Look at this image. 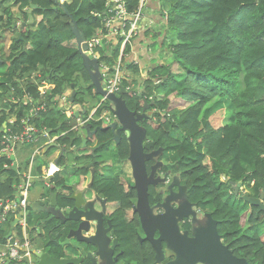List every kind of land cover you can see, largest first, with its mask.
<instances>
[{"label": "trees", "instance_id": "16d2710c", "mask_svg": "<svg viewBox=\"0 0 264 264\" xmlns=\"http://www.w3.org/2000/svg\"><path fill=\"white\" fill-rule=\"evenodd\" d=\"M60 1L88 40L104 27L105 0ZM85 2L87 6L83 7ZM160 2L168 11L167 34L161 46L172 52L174 60L146 69L123 59V65L133 73H143L139 79L124 80L123 85L141 84L142 93H148L149 98L153 85L162 87L154 106L158 122L165 118V129L168 123L175 129L172 142L176 160L182 167L188 162L193 183L203 188L207 201L223 218L224 233L232 234L228 240L235 252L252 258L253 264H264V230L259 231L264 227V211L236 195L234 189L241 181L242 186H249L250 195L260 197L264 191V0ZM31 3L39 7L32 12L33 22L21 31L23 39L18 35L12 39L3 60L10 73L0 83V89L9 94L14 88L19 96L30 94L34 103H40L41 78L33 74L41 69L48 77L45 101L49 108L31 122L40 131L46 127L53 130L51 135H56L71 125L61 122V111L52 108L54 99L74 84L77 96L73 104L89 112L92 107H86L91 105L87 94L91 98L100 95L92 83L84 90V83L91 80L78 52L72 19L63 9H55L54 0H0L1 29H12L19 19L28 22ZM127 3L129 11H133L140 0ZM169 30L175 32V39L169 36ZM126 51L130 52L129 46ZM118 56L116 47L112 57L103 54L102 59L114 64ZM156 69L161 71L159 75L154 74ZM5 95L0 92V108L7 107L2 102ZM29 109L30 106L21 105L15 112V131L21 130V119ZM5 125L9 126L6 111L0 110L1 131ZM38 135L33 145L46 141L42 132ZM58 141L64 143V137ZM37 155L27 165L32 162L34 173L40 174L44 164L34 162ZM10 162L11 158L0 160V197H15L21 182L20 165L19 171L3 166Z\"/></svg>", "mask_w": 264, "mask_h": 264}, {"label": "flooded vegetation", "instance_id": "af4514ba", "mask_svg": "<svg viewBox=\"0 0 264 264\" xmlns=\"http://www.w3.org/2000/svg\"><path fill=\"white\" fill-rule=\"evenodd\" d=\"M5 57L6 54H0L2 62ZM141 72H132V75L140 78ZM85 83L83 87L87 91L91 82L87 86ZM126 88L128 92L122 97L129 110L136 113L126 116L125 123L140 128L134 129V145L131 143L132 131L122 129L120 120L111 111V104L103 97L91 98L87 94V100L94 106L89 111L93 110L92 117L84 124H91L92 133L80 153L74 154V158L73 154L66 153L70 158L68 163L62 160L58 164L54 181L55 191L60 194L59 201H64L67 185L75 187V196L79 200H99L97 207L105 211L104 223L112 242L110 246L116 244L114 255L119 254V259L125 260H117L119 264H213V256H218V239L234 256L253 264L252 258L235 252L232 241L228 240L232 234L224 233L223 218L214 204L207 201L203 188L193 183L188 162L182 167L176 160L172 142L175 129L169 123L165 129V118L158 122L154 106L158 93L153 90L149 98L148 93L144 95L143 88L134 82ZM76 118L74 114L68 123L76 126ZM82 132L86 138L85 130ZM133 149H136L135 153ZM90 208L91 214L94 212L92 203L88 210ZM81 210L76 207L72 216L80 217ZM36 215L34 230H38V236L43 235L45 250L65 255L57 246L55 251L50 249L56 241H65L64 236L58 235L61 227L55 229L57 222L44 223L48 214ZM39 222L42 224L37 228ZM78 224L73 223L74 227ZM90 224L93 225L90 222L81 225L89 228ZM83 234L89 236L93 232L88 230ZM99 242L103 245L102 239ZM70 244L90 248L78 242L76 237L70 239ZM108 258L112 261L113 256L108 253ZM78 264H91L88 255Z\"/></svg>", "mask_w": 264, "mask_h": 264}, {"label": "built area", "instance_id": "2783aa9c", "mask_svg": "<svg viewBox=\"0 0 264 264\" xmlns=\"http://www.w3.org/2000/svg\"><path fill=\"white\" fill-rule=\"evenodd\" d=\"M144 7L145 0H140L139 5L133 11H129L127 0H105L104 27L97 30V35L88 40V52L95 58H99L102 55L101 52L96 50L97 46L102 48V53L105 52L107 54H111L113 48L119 47V60L115 67L116 73L113 76H107L106 88L109 91H117L119 89V84L122 80L120 70L122 69L123 59L139 64L138 59L134 56V45L143 28L141 24L145 20ZM93 14L99 15L98 12ZM128 46L130 47V52L126 51ZM103 67L109 70L105 64ZM34 75L36 78L41 77L38 73ZM7 76L8 73H0V83L5 82ZM46 83L47 80H43L41 84L40 103H34V99L30 94L19 96L14 88L9 94L0 89V92L6 94L2 97V102L7 104L6 108H0V110L6 111L9 122V126H4V132L0 130V160L3 157L11 158L15 155L16 147L19 145L34 144L37 141L39 132H42L43 136L49 137V129L44 127L40 131L31 122L35 116H41L42 113L48 112L49 107L45 101L48 94ZM43 84L46 85L44 86ZM66 100L69 101L67 93H64L57 100L54 99L52 101V108L56 111L60 110ZM21 105H28L30 109L21 119V130L15 131L14 128L18 127L15 122L17 118L15 112L18 111ZM73 113L71 112V115ZM92 115L93 113L80 123H85ZM41 149L42 146L38 147L36 154H40ZM3 166L11 168L14 166V161L11 160L10 163H4ZM17 167L19 168V164ZM58 170L59 166L52 161L42 166L40 174H35L33 163L31 162L28 170L20 174L21 182L17 185V195L15 197H0V264H34L33 246L28 236V199L31 180L35 178L38 180L44 179L46 184H49L47 179L53 178ZM15 220L17 221L14 223Z\"/></svg>", "mask_w": 264, "mask_h": 264}, {"label": "water", "instance_id": "95a60500", "mask_svg": "<svg viewBox=\"0 0 264 264\" xmlns=\"http://www.w3.org/2000/svg\"><path fill=\"white\" fill-rule=\"evenodd\" d=\"M56 7V10L63 9L67 15L72 19V29L76 38V42L78 45V52L80 56L82 57L84 67L87 69L91 83L94 85L95 93L103 97V99H106L111 104V111L118 117L122 124V129H129V132L131 133V143L132 146L134 145L133 142V132L134 129H140L139 127H132L127 125L125 123V117L130 116L132 113L129 108L127 107L126 101L123 99L122 94L125 92H128L127 88L124 86H121L118 93L111 92L107 90L104 86V75L101 70V64L98 58L93 57L92 54L88 52V39L85 36V34L80 30L79 25L77 21L73 18V15L68 12L63 2L59 0H54ZM39 6L37 4H30V7L28 8L29 13V23L33 22V15L32 12L34 9H37ZM21 38V35H20ZM73 89L71 91V94L69 95V99L72 102H75V96H76V89L75 85H72ZM83 113V112H82ZM80 112L76 113V116L79 117ZM69 118H66L65 121H67ZM81 124L77 127H72L68 129L63 137L65 142L61 145L60 143H53L48 144L45 147L44 153H47L49 150L56 148L58 150V154L56 156V159L54 161L55 164H59L60 161L64 160L66 163L70 160V158L66 155V153L73 154V156L76 155V153L83 149L87 145L88 137L92 133V126L91 124ZM142 129V128H141ZM82 130H85L86 138L83 137L84 133ZM79 142L80 145L76 146V143ZM141 145V143H140ZM133 153L136 152V149L132 150ZM56 153V152H54ZM75 154V155H74ZM12 160H15V156H12ZM14 170H17V163L15 162L13 166ZM49 184H47V187H49V193L47 196H40L38 198H34L31 200L28 204L29 207V213L37 216L36 214L40 215L42 214H48L49 218L45 219L44 223H55L57 222V227L55 229H58L61 227V230L59 231V237H65V241L62 243H59V241L55 242L54 248L51 247L50 249H53L55 251L56 246L61 250V252H65V255H56L52 253L51 251H46V245L44 242L43 235H39V240H42V245L40 248L34 247L33 248V254H34V264H78L79 261H82L83 258L88 255L89 260L91 261V264H119L121 261L124 262L125 260L119 259V254H115V247L117 246L114 244L113 246H110V243H112L109 240L108 236V230L106 229L104 220H105V211L100 210L97 207V203L99 202L98 199L87 201L84 199L79 200L75 196V187L71 185H67L65 189V196L64 201H59L60 194L55 191L56 185L54 184V181L50 178ZM43 182H46V180H42ZM242 182H238L235 185V194L240 195L243 200L248 202L250 205H256L261 208V210L264 211V191L261 193L260 197H255L253 195H250L249 193H245L241 190ZM81 201V204H80ZM93 204V213L90 214L92 209L90 208L88 210V206ZM78 207V209H82V215L80 217H73V211L75 208ZM210 216V214H208ZM81 218L83 219L81 221ZM17 220L14 221V223ZM77 227H74L73 223H78ZM83 222H90L93 225L90 224L89 228H82ZM42 224L39 222L37 224V228ZM213 228L215 230V225L213 223ZM92 231L93 234H90L89 236H85L83 234V231ZM76 232V235L74 234ZM78 234H81L82 236L79 237ZM76 237L77 241L80 243L85 244L86 246H89V250L86 249L83 245L80 244H70V239ZM103 240V245H100L99 240ZM217 248H218V256H213L212 263L213 264H248L246 259L244 258H238L234 256L231 251L228 250L226 246H224L220 239L217 241ZM74 250H77L79 254H75ZM93 250V251H92ZM108 253L113 256L112 261L108 258ZM117 260H120L117 261ZM119 262V263H118ZM26 264V263H23Z\"/></svg>", "mask_w": 264, "mask_h": 264}, {"label": "rangeland", "instance_id": "374dc122", "mask_svg": "<svg viewBox=\"0 0 264 264\" xmlns=\"http://www.w3.org/2000/svg\"><path fill=\"white\" fill-rule=\"evenodd\" d=\"M155 2V10L160 11L163 7L162 3L159 0H154ZM87 3L85 2L83 7H86ZM16 25V23L14 24ZM156 31H161L162 33L166 32L165 28L162 24L154 26L149 32L148 34L152 36L153 40H155V35L154 33ZM169 36L172 39H175L176 35L174 31H168ZM17 35V31L13 30V29H8V30H0V54L4 55L7 53L8 48H9V43L8 41L11 40L12 38H14ZM29 45H31V43H29ZM151 48V52L155 53L158 57L156 59L153 60L154 63L157 64V66L159 67L160 65H166L168 63H171L174 60L173 54L171 51H166L162 46H160L159 43H154L152 46H150ZM96 50L102 53V49L101 47L97 46ZM107 63L109 65H112L113 62L109 59L106 60ZM104 59L101 60V62L105 63ZM1 69H4V66H1ZM157 71L154 72L155 75H159L161 73V71H158L159 69H156ZM114 71V70H113ZM113 71H111V74L113 73ZM128 74L132 73L131 69L127 70ZM38 74H42L43 71L40 69L37 72ZM46 75H48V72H45ZM135 78V77H133ZM136 78H138L136 76ZM135 78V79H136ZM44 86L46 84H43ZM89 85V82L85 83V86ZM140 86H142L141 84H139ZM154 87L152 88L155 92L159 93L162 91V87L161 86H157V85H153ZM77 91H78V95H79V86L77 87ZM70 92V91H69ZM70 94V93H68ZM77 96V95H76ZM80 97V96H78ZM88 98V96H87ZM94 105H88L86 104V107L88 109H90L91 107H93ZM78 106H76L75 104H72L69 101H64L63 102V106L60 108L61 111V122H63L67 117H69L71 115V112L73 110H75ZM49 137H46L45 140H48ZM39 143H41V141H39ZM38 146V143H36L35 145H29V146H17L16 150H15V154L17 157V160L19 162V165L21 166V171H27L29 168V165H27L30 161V159L32 158V156L35 154L36 148ZM81 151H79L78 153H80ZM71 155V154H70ZM73 158L74 156L71 155ZM56 156L54 153L49 152L46 153L44 155H37V157L34 159L35 163H42V164H47L50 161H55ZM49 181V180H47ZM48 189L49 187H47V184L44 182H41L40 180H38L37 178L32 179L31 180V186L29 188V201L33 200L34 198H38L41 195L42 196H47L48 195ZM242 189L245 192H248L250 190L249 186L245 185L242 186ZM30 217L32 218V221L29 223V230H28V236L30 241L32 242V246L33 247H38L42 245V240L38 238V230H34L35 227V215H30ZM7 226V225H6ZM264 230V227H261L259 229L260 232H262ZM35 258L33 256V262H34Z\"/></svg>", "mask_w": 264, "mask_h": 264}, {"label": "clouds", "instance_id": "9594fccd", "mask_svg": "<svg viewBox=\"0 0 264 264\" xmlns=\"http://www.w3.org/2000/svg\"><path fill=\"white\" fill-rule=\"evenodd\" d=\"M60 1V0H59ZM62 2V1H61ZM145 2H146V0H145ZM56 7V6H55ZM161 11H162V25L164 26V28H165V25H166V22H167V16H168V11H167V7L165 6L164 8H162L161 9ZM144 16H145V7H144ZM34 20V19H33ZM29 24H31V23H29V21L28 22H23V21H21L20 19H19V21L18 22H16V25H13V30H16L17 31V35L19 36V39H23V36H22V34H21V31L22 30H24V27L25 28H27L28 26H29ZM1 28V27H0ZM3 30H8V29H2V31ZM143 31H145L143 28L141 29V31H140V34H139V36H138V38H137V40L140 38V36H141V33L143 32ZM148 31V30H147ZM166 31V30H165ZM166 32H164V33H162V36H163V39L165 38V36H166ZM20 35H21V38H20ZM13 39V38H12ZM162 39V40H163ZM137 40L135 41V44H136V42H137ZM162 40L160 41V45H162ZM10 44H11V40H10V42H9V46H10ZM31 45H29V47H30ZM135 46V45H134ZM116 48V47H115ZM115 48H113V50L115 49ZM102 49V48H101ZM166 49V48H165ZM113 50H112V52H113ZM167 51V50H166ZM112 52H111V54H107V53H105V52H103V53H101L102 55H101V57H99L98 59H99V61H100V64H101V70H102V72H103V75H104V78H105V81H104V86H105V88H106V82H107V76H113L115 73H116V70H115V67H116V64H117V62H118V60H119V56H118V59H117V61L114 63V64H112V65H109L108 63H107V61H105V59H104V61H105V63H103V62H101V60H102V58H103V54H105L106 56H109V58L110 57H112ZM137 59H138V57H136ZM0 61H1V59H0ZM138 61H139V59H138ZM127 62V61H126ZM2 65H0V67L1 66H5L6 67V70L3 72V74H5V73H8V75H9V73H10V68L8 67V65H6L5 63H4V61L2 62H0ZM106 65L108 68H109V70H107V69H105L104 67H103V65ZM153 65H155V66H152V65H150V66H152V67H156V63H154L153 62ZM139 66L141 67V68H148V67H150L148 64H146V67L144 66V65H142L141 63H140V61H139ZM114 70V71H113ZM127 70H128V68L127 67H125L124 65H123V62H122V69L120 70V73L122 74V80H121V83L119 84V89L117 90V91H111V92H115V93H118L119 92V90H120V88H121V84H122V86H124L123 85V82H124V80H129L130 78L131 79H135L136 77L134 76V75H132V73L131 74H128V72H127ZM111 71H113V73L111 74ZM36 73V72H35ZM41 75V83L40 84H42V82H43V80H47V83H48V77L47 76H44L43 74H40ZM133 77H135V78H133ZM138 77V76H137ZM138 79H139V77H138ZM136 80V79H135ZM157 83L158 82H160L159 81V79H156L155 80ZM129 85H130V82H129ZM125 88H126V86H124ZM76 88V87H75ZM73 89V88H72ZM72 89H70V90H68L66 93H67V97H68V100H69V102H71L72 104L74 103V102H72V101H70V99H69V95L71 94V91H72ZM107 89V88H106ZM108 90V89H107ZM70 91V92H69ZM68 93H70V94H68ZM101 97V96H100ZM76 106H78L75 110H73L72 112H74L72 115H70L69 117H67V118H70V117H72L73 118V115L74 114H76V113H78V112H80V115H79V117H77L76 119L78 120V123H77V125H76V127L78 126V125H81V124H84V123H80V122H82V120H85L91 113H92V111L91 112H87V110H85L81 105H78V104H76ZM83 112V113H82ZM81 119V120H80ZM69 120L70 119H68L67 121L69 122ZM61 126V124L59 125V127ZM72 127H75V126H71L70 128H72ZM58 129V128H57ZM57 129H56V131H57ZM49 131H50V135H49V139L48 140H46L45 142H42L38 147H40V146H42V149H41V153L39 154V155H44V154H46V153H44V150H45V147L48 145V144H53V143H60L59 141H57L56 142V139L58 138V137H60V139H62V137H63V135H64V133L67 131V130H65V131H61L60 133H57L56 135H51V133L53 132V130L52 129H49ZM41 136H43V135H41ZM44 138H46V136H43ZM54 138H56L55 140H53ZM61 145L63 144V143H60ZM37 147V148H38ZM37 148H36V150H37ZM49 152H52V153H54V152H56V153H54L55 154V156H57V154H58V150H56V148H54V149H51V150H49L47 153H49ZM35 155H37L36 154V151H35V154L32 156V158H34V156ZM15 156V160H13L14 161V164H15V162L17 163V165L19 164V162L17 161V159H16V154L14 155ZM11 160H12V157H11ZM50 162H52V161H50ZM54 162V161H53ZM49 163V162H48ZM47 163V164H48ZM47 164H45V165H47ZM58 165V164H57ZM17 171H19V168L17 167ZM55 177V176H54ZM54 177L53 178H51L52 180H54ZM41 182H43L41 179H39ZM50 181H48V183H49ZM44 183H46V182H44ZM55 184V183H54ZM241 190L243 191V192H245L242 188H241ZM249 192V191H248ZM247 192V193H248ZM246 193V192H245ZM29 199H28V204H29ZM28 211H29V207H28ZM30 215H32V214H30L29 213V219L31 218L30 217ZM34 248V247H33ZM33 256H34V254H33Z\"/></svg>", "mask_w": 264, "mask_h": 264}, {"label": "crops", "instance_id": "0c3cea01", "mask_svg": "<svg viewBox=\"0 0 264 264\" xmlns=\"http://www.w3.org/2000/svg\"><path fill=\"white\" fill-rule=\"evenodd\" d=\"M161 23H162V11L161 10L160 11L155 10L154 0H146V2H145V20L141 24L145 31H143L141 33L140 38L137 40V42L134 46V56L138 57L140 63L142 65H144L145 67H146V64H148L149 66L150 65L155 66V65H153V60L156 59L158 56L155 53L151 52L150 46H152L154 43L160 44V41L163 39L161 31H156L154 33L155 40H153L152 36L149 35L148 32L154 26L160 25ZM5 70H6L5 66H4L3 70L0 67V73H3ZM16 159H17V157H16ZM39 248H40V246H39Z\"/></svg>", "mask_w": 264, "mask_h": 264}]
</instances>
